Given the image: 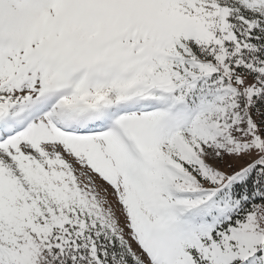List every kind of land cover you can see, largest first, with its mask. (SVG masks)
Returning a JSON list of instances; mask_svg holds the SVG:
<instances>
[{
  "label": "snow or ice",
  "instance_id": "6c2138e0",
  "mask_svg": "<svg viewBox=\"0 0 264 264\" xmlns=\"http://www.w3.org/2000/svg\"><path fill=\"white\" fill-rule=\"evenodd\" d=\"M0 264H264V0H0Z\"/></svg>",
  "mask_w": 264,
  "mask_h": 264
}]
</instances>
